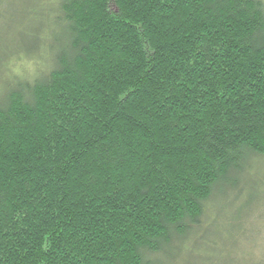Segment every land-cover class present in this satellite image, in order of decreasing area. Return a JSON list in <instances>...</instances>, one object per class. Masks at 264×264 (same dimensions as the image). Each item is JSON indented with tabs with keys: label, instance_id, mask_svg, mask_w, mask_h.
Masks as SVG:
<instances>
[{
	"label": "trees",
	"instance_id": "trees-1",
	"mask_svg": "<svg viewBox=\"0 0 264 264\" xmlns=\"http://www.w3.org/2000/svg\"><path fill=\"white\" fill-rule=\"evenodd\" d=\"M16 2L0 264H176L264 159V2Z\"/></svg>",
	"mask_w": 264,
	"mask_h": 264
},
{
	"label": "rangeland",
	"instance_id": "rangeland-1",
	"mask_svg": "<svg viewBox=\"0 0 264 264\" xmlns=\"http://www.w3.org/2000/svg\"><path fill=\"white\" fill-rule=\"evenodd\" d=\"M20 9L16 2L9 17H5L8 8L3 9L5 15L0 18V58L18 40L23 27ZM0 12H3L2 9ZM45 58L41 52L33 60L15 59L12 69L27 77ZM5 79L8 80L6 75L0 81L5 82ZM255 164H251L249 171L242 175V186L239 187L245 190L239 195L240 201L231 208L222 207L224 200L218 203L214 210L216 221L211 222L212 213L205 216V225H211L201 231V239L187 243L176 264H264V159L256 160Z\"/></svg>",
	"mask_w": 264,
	"mask_h": 264
}]
</instances>
